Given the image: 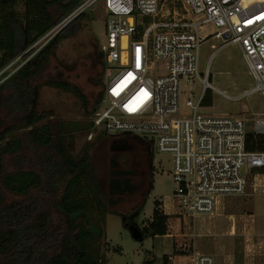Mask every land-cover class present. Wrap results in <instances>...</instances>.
<instances>
[{"label":"trees","instance_id":"trees-1","mask_svg":"<svg viewBox=\"0 0 264 264\" xmlns=\"http://www.w3.org/2000/svg\"><path fill=\"white\" fill-rule=\"evenodd\" d=\"M81 1L0 0V73L23 55L22 64L0 82V141L9 139L0 145V264H107L100 243L105 238L108 211H143L154 188L150 142L125 134L135 142L125 138L113 144L117 153L137 152L138 164L125 165L114 157L105 184L90 155L92 144L75 157L70 143L78 130L97 132L96 139L108 133L94 128L93 117L67 124L54 122L36 109L43 86L72 93L87 115H94L102 102L106 70L102 50L93 59L89 75L90 81L97 79L100 91L96 94H86L70 79L68 65L52 67L59 44L77 33L86 13L45 44L33 47ZM202 104H212L210 89ZM247 142L251 151L264 150V135L251 131ZM139 194L138 206L130 211L118 209L124 199ZM161 205L159 200L154 202L152 217L141 229L144 237L168 233L170 216ZM164 264H169L168 256Z\"/></svg>","mask_w":264,"mask_h":264},{"label":"built area","instance_id":"built-area-1","mask_svg":"<svg viewBox=\"0 0 264 264\" xmlns=\"http://www.w3.org/2000/svg\"><path fill=\"white\" fill-rule=\"evenodd\" d=\"M180 3L178 8L176 0H82L33 47L101 6L105 91L94 128L153 141L159 152L170 154L174 200L186 216L195 217L214 214L224 197L245 194L254 171L264 178V150L251 151L247 142L251 131L264 135V113L250 129L243 118L200 111L207 88H215L200 69V45L209 37L240 47L254 83L241 96L255 91L264 96V0ZM197 78L202 96L197 102L183 100L182 81ZM177 257L169 264H216L214 257L198 252Z\"/></svg>","mask_w":264,"mask_h":264},{"label":"rangeland","instance_id":"rangeland-1","mask_svg":"<svg viewBox=\"0 0 264 264\" xmlns=\"http://www.w3.org/2000/svg\"><path fill=\"white\" fill-rule=\"evenodd\" d=\"M171 1L168 0V3ZM176 2L180 8V0ZM80 27L77 33L59 44L52 67L62 68V64L68 65L70 79L80 85L86 94H96L100 91L96 86L97 79L90 81L89 75L92 73L93 59L99 57L106 40V17L100 5L86 12V18L81 20ZM22 56L5 68V73L0 76V82L5 75L14 72L22 64ZM107 66L112 67L111 64ZM164 69L162 66L161 70ZM200 69L203 72L202 76L207 77L215 87L207 88L212 91V104H202L200 111L212 116L229 115L243 118L252 129L254 120L264 113V96L259 91L241 96L252 88L254 83L240 47L234 43L221 45L219 39L207 38L200 45ZM181 87L182 99L190 98L193 102L200 99L204 90L199 78L191 83L182 81ZM222 91H225L227 96L221 93ZM36 109L47 113L54 122L64 121L67 124L84 122L93 117V114H86L78 97L50 86L40 88ZM186 109L188 108H183ZM97 131L103 130L98 128ZM97 134L94 133L91 138L88 130H78L73 133L74 141L70 146L72 154L80 157L85 152L84 148L92 144L90 155L93 164L97 168L100 181L106 184L109 164L114 157L122 164H133L135 167L138 164V153H133L132 150L117 153L113 150L112 146L117 144L118 140L126 138L129 143L135 142L125 134L111 133L96 139ZM7 140L9 139L4 141ZM4 141H0V145ZM150 144L153 152L154 188L147 198L143 211L135 210L128 214L119 210L108 211L105 238L100 243V252L105 256L106 263L162 264L163 254L173 250V238L146 236L140 241L133 237L127 223L130 222L131 225H137L142 229L152 216L154 202L164 200L165 209L177 213L172 215L169 221L171 231H175L179 226L178 238L181 246L178 249L175 246V253L198 252L211 255L216 264H264V178L256 176L258 171H254L250 176L245 194L222 198L212 215L189 217L174 201L172 156L159 152L153 141H150ZM136 180H140L139 175ZM141 201L140 194L132 199H124L118 209L130 211ZM175 244L177 243L174 242ZM150 259L153 261L150 262Z\"/></svg>","mask_w":264,"mask_h":264},{"label":"crops","instance_id":"crops-1","mask_svg":"<svg viewBox=\"0 0 264 264\" xmlns=\"http://www.w3.org/2000/svg\"><path fill=\"white\" fill-rule=\"evenodd\" d=\"M161 203H162V205H161V207H162V209L164 210V212L166 213V214H168L170 217H169V220H168V233L166 234V235H157V236H164V237H170V238H173V250L172 251H170L169 253H165V254H163V256H162V264H164V256H168L169 257V259L170 258H176L177 256H179V254L180 253H175V246H176V248L178 249L180 246H181V244H180V241H179V238H178V236H179V234H178V227L175 229V231H171L170 230V224H169V221H170V219H171V216L172 215H174V214H177V213H175V212H173V211H168V210H166L165 209V201L164 200H159ZM175 201V200H174ZM153 212V211H152ZM179 215H180V213H179ZM152 217V216H151ZM151 217L150 218H148V219H151ZM157 236H155V237H157ZM146 237V236H145ZM174 242H176L177 244H175L174 245ZM176 249V250H177ZM178 258V257H177ZM152 259V258H151ZM150 259V262H152L153 260H151Z\"/></svg>","mask_w":264,"mask_h":264},{"label":"water","instance_id":"water-1","mask_svg":"<svg viewBox=\"0 0 264 264\" xmlns=\"http://www.w3.org/2000/svg\"><path fill=\"white\" fill-rule=\"evenodd\" d=\"M129 228H130L134 238H136L137 240H140V241H142L144 239L143 233H142L141 228L139 226L130 225Z\"/></svg>","mask_w":264,"mask_h":264}]
</instances>
